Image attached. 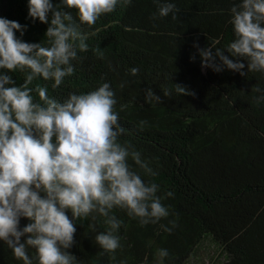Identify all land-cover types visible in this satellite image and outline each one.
Returning a JSON list of instances; mask_svg holds the SVG:
<instances>
[{
  "label": "trees",
  "instance_id": "1",
  "mask_svg": "<svg viewBox=\"0 0 264 264\" xmlns=\"http://www.w3.org/2000/svg\"><path fill=\"white\" fill-rule=\"evenodd\" d=\"M50 2L77 17L75 9L63 8V0ZM158 2L174 3L179 9L177 19L169 14L153 20ZM239 2L131 0L126 8L117 6L112 13L102 14L93 25H79L89 49L78 53L83 60L73 61L74 73L59 87L54 89L52 80L33 81L31 87L46 86L48 95L59 102L69 93H88L109 83L117 99L114 111L126 130L119 141L129 142L149 161L157 175H141L159 185L158 196L174 193L162 200L171 206L172 214L157 224L141 226L127 210H112L123 221L118 233L122 247L115 253L105 252L95 242L97 234L108 230L104 217L93 212L77 219L75 243L67 250L77 264H120L122 260L144 264L145 256L147 264H193L205 244L220 253L217 264H264V99L256 102L264 95V72L241 76L227 68L221 72L202 68L198 51L227 48L234 39L231 8ZM0 18L26 27L23 36L15 33L18 39L40 43L51 13L44 24L29 16V0H0ZM97 47L103 58L94 54ZM241 62L247 73V61ZM132 68H139V73L133 76ZM5 72L0 69V74ZM7 74L16 86L24 82V72ZM172 84L186 86L195 95L181 96ZM257 85L261 93L253 91ZM148 88L161 103L146 101ZM168 89L171 95L165 97ZM129 163L139 171L134 162ZM67 215L72 218L70 210ZM177 216L179 226L171 234L164 232L160 225L167 226ZM30 222L22 217L19 228ZM27 238L21 237V243ZM157 249H167L169 256L161 260ZM28 254L38 264L35 250L29 247ZM0 264H23L2 240Z\"/></svg>",
  "mask_w": 264,
  "mask_h": 264
},
{
  "label": "clouds",
  "instance_id": "2",
  "mask_svg": "<svg viewBox=\"0 0 264 264\" xmlns=\"http://www.w3.org/2000/svg\"><path fill=\"white\" fill-rule=\"evenodd\" d=\"M130 4L131 0H63V8L76 10L77 24L72 11H62L50 0H29L33 20L48 24L51 13L45 40L40 43L18 39L15 33L23 36L26 27L0 18V69L6 70L0 74V240L23 264H33L29 247L35 250L38 264H77V258L67 251L75 243V221L93 212L104 217L108 226L95 236V242L109 253L122 247L118 233L123 221L112 214L114 208L127 210L141 226L157 224L172 214L171 206L162 200L174 193L158 196L159 185L141 175H157L149 161L129 142L119 141L126 130L114 111L117 99L109 83L88 93H69L63 102L50 97L46 86L31 87L38 78L54 81V89L59 87L74 73L73 61L83 60L78 53L89 49L88 37L79 25H93L102 14ZM157 8L153 20L169 14L177 19L179 9L174 3L158 2ZM231 17L234 39L224 49H198L201 67L216 72L227 68L241 76L264 72V0H240L232 6ZM93 52L104 56L99 47ZM241 60L247 61V73ZM16 71L25 73L19 86L7 74ZM139 71L130 70L133 76ZM172 88L181 96L195 95L181 84H172ZM171 91L165 90L164 96ZM253 91L261 93L262 89L257 85ZM145 94L146 101L161 103L151 88ZM262 99L264 95L256 102ZM22 217L31 222L20 229ZM177 220L178 216L167 226L161 224V229L171 234L179 226ZM26 235V242L21 243ZM156 254L161 260L169 256L167 249H157Z\"/></svg>",
  "mask_w": 264,
  "mask_h": 264
},
{
  "label": "rangeland",
  "instance_id": "3",
  "mask_svg": "<svg viewBox=\"0 0 264 264\" xmlns=\"http://www.w3.org/2000/svg\"><path fill=\"white\" fill-rule=\"evenodd\" d=\"M220 256V253L215 248L205 244L191 262L193 264H217Z\"/></svg>",
  "mask_w": 264,
  "mask_h": 264
}]
</instances>
